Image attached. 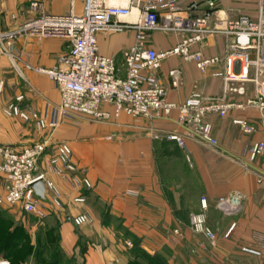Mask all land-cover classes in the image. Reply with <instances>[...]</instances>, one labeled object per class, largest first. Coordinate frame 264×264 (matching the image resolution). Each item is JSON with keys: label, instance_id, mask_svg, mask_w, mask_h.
I'll return each instance as SVG.
<instances>
[{"label": "crops", "instance_id": "1", "mask_svg": "<svg viewBox=\"0 0 264 264\" xmlns=\"http://www.w3.org/2000/svg\"><path fill=\"white\" fill-rule=\"evenodd\" d=\"M32 1H40L41 10L47 13H64L68 9V0H0V30L12 31L34 17L35 13L29 11ZM191 1L195 4L191 14L201 13L206 2L211 1L220 15L229 19L240 15L257 17V0ZM77 4L79 11L80 1ZM97 37L100 52L115 55L120 65V52L132 44L134 32L99 33ZM106 37H113V43ZM181 37L153 31L147 44L163 51ZM225 43L221 35L208 37L203 54L221 57ZM68 50L69 41L64 37L27 32L16 36L14 63L0 48V143L20 149L46 140L38 170L45 172L60 190L58 204L52 202L49 190L46 192L51 204H44L45 216L51 218L48 228L55 227L63 257L76 264H128L134 258L136 243L166 264H264V252L258 255L241 250L242 246L253 247L255 236L264 234V153L253 160L249 158L252 144L264 139L258 112L231 109L223 117L209 115L207 120L217 140L214 147L180 124L176 109L154 120L123 114L109 122H97L74 115L62 118L53 130H39L17 117L6 116L4 106L17 95H23L18 102L23 109L42 111L46 104L58 102L53 81L36 68L62 67ZM173 67L181 70L176 86L168 75ZM235 71H240L238 66ZM155 73L166 88L167 99L175 103H181L192 92L218 96L226 90L227 98L234 101H242L254 92L250 81L224 83L221 62L202 72L193 60L173 56L163 59ZM227 86L242 87V91L228 90ZM234 118L248 119L254 131L243 132L232 122ZM167 132L183 135L185 147L155 136ZM59 142L70 146L71 162L76 168L73 174L86 177L90 187L75 185L47 171L48 159ZM4 186L0 175V195ZM232 192L240 194L239 206L232 211L218 208L217 203L227 200ZM79 195L85 197L84 203L73 202ZM201 199L206 201V224L217 236L215 247L188 228L189 214L202 210ZM15 209L18 210L13 207V212ZM12 210L0 205V219H4L1 214ZM84 212L92 219L75 226L72 217ZM231 223L235 227L228 238H223ZM174 229H179V234ZM7 252L6 240L0 236V259Z\"/></svg>", "mask_w": 264, "mask_h": 264}, {"label": "built area", "instance_id": "2", "mask_svg": "<svg viewBox=\"0 0 264 264\" xmlns=\"http://www.w3.org/2000/svg\"><path fill=\"white\" fill-rule=\"evenodd\" d=\"M77 1L80 10L77 11ZM191 0H68V9L64 13H47L41 10L40 1H32L29 11L35 13L24 25L12 31L0 30V48L14 63V44L21 32L40 33L42 35L61 36L69 41V50L63 58L62 67L36 68L46 74L59 93L56 104H46L42 111L23 109L18 102L23 95H17L14 101L4 106L8 117H17L33 124L37 129H55L62 118L84 115L97 122H109L121 115L132 118L154 120L167 117L173 109L178 112V122L214 147L217 144L213 136L209 115L225 116L231 109L256 110L260 127L264 130V0H257V17L246 15L229 19L220 15L213 2H206L201 13L191 14ZM211 9L210 15L206 10ZM135 17L132 18V15ZM132 30V44L120 52L121 64L115 55L100 52L99 33L110 35ZM163 31L181 35L172 47L158 51L148 46L149 33ZM225 37L223 56H205L203 49L208 37ZM196 47V48H194ZM178 56L193 60L195 66L204 72L209 66L223 64L224 83L250 81L253 95L242 101L227 98L226 90L218 96L202 95L192 92L181 103L167 99L166 88L156 76L161 61ZM238 66L240 71L236 72ZM171 83L176 86L181 79V70L173 67L168 70ZM228 90L240 92L241 88L227 86ZM243 132L251 133L254 125L245 118L232 120ZM185 147L183 135L175 132L160 133ZM46 148V140L35 142L17 149L13 145L0 143V175L5 180L4 193L0 195V205L16 207L23 214H33L44 218L45 204L34 195L31 184L39 178L45 183L46 190L53 193L52 202L59 203L60 190L46 178L45 172L38 170V161ZM264 153V139L252 144L249 158L255 159ZM72 150L65 142L56 145L54 153L48 159L47 171L60 175L75 185L90 187L86 177L79 178L71 162ZM70 174V175H69ZM75 203H84L85 197L73 198ZM221 210H228L225 199L217 203ZM202 210L189 215V227L195 234L202 235L211 247H215L217 236L206 224L205 199H201ZM92 217L80 213L72 217L75 226L89 222ZM235 223H231L223 233L228 238ZM179 234V229H174ZM247 253L260 255L264 252V234L255 236L253 247L242 246ZM0 264H10L0 260Z\"/></svg>", "mask_w": 264, "mask_h": 264}, {"label": "rangeland", "instance_id": "3", "mask_svg": "<svg viewBox=\"0 0 264 264\" xmlns=\"http://www.w3.org/2000/svg\"><path fill=\"white\" fill-rule=\"evenodd\" d=\"M106 38H108L110 43H113V37ZM6 207L9 210H12L13 208ZM11 213L6 212L5 214H1L3 216L2 218L6 219V221L3 222L2 227L5 228L8 233L16 229V235L18 236V242L20 243L11 250L10 248H7L9 252L5 254L6 257L4 259L8 260L10 264H52L54 246H52L49 239L54 242L55 232L54 230H50L48 233L46 232L51 225V218L48 216L38 218L33 214H22L17 209H15L14 212L12 210ZM13 215L16 217L14 218ZM188 228L190 229L189 219ZM207 245L209 244L207 243ZM29 250L31 251L28 252ZM134 260L139 261L142 264L153 263V259L145 257L140 252L136 253ZM57 264L76 263L62 256Z\"/></svg>", "mask_w": 264, "mask_h": 264}, {"label": "trees", "instance_id": "4", "mask_svg": "<svg viewBox=\"0 0 264 264\" xmlns=\"http://www.w3.org/2000/svg\"><path fill=\"white\" fill-rule=\"evenodd\" d=\"M5 221H6L5 219H3V220L0 219V236L6 240V246H7V248H10V250H11L12 248L18 246V243H20V242H18L19 238L16 235V229L11 231L10 233H8V231H6V229L2 227V224ZM50 230H52V231L54 230V232H55L54 242L49 239L52 246H54V255L52 257V259H53L52 264H57L63 255H62V252H61L59 245H58V234H57L55 227H50L48 230H46V232L48 233V232H50ZM30 251L31 250H29L28 252H30ZM139 252L142 253L147 258L153 259V263H150V264H166L160 256H157V255L151 256V255L147 254L142 249H140L139 246L135 243L133 245L134 258H135L136 253H139ZM134 258L131 261H129L128 264H142L139 261L134 260Z\"/></svg>", "mask_w": 264, "mask_h": 264}, {"label": "water", "instance_id": "5", "mask_svg": "<svg viewBox=\"0 0 264 264\" xmlns=\"http://www.w3.org/2000/svg\"><path fill=\"white\" fill-rule=\"evenodd\" d=\"M206 15H210L211 9L206 10ZM31 187L33 189L34 195L39 198L42 202L50 203V200L47 196L46 187L44 180L42 178L37 179L31 184ZM229 205V210H234L239 206L240 203V194L237 192H232L228 199L226 200Z\"/></svg>", "mask_w": 264, "mask_h": 264}, {"label": "bare ground", "instance_id": "6", "mask_svg": "<svg viewBox=\"0 0 264 264\" xmlns=\"http://www.w3.org/2000/svg\"><path fill=\"white\" fill-rule=\"evenodd\" d=\"M134 17H135V14L132 15V18H134Z\"/></svg>", "mask_w": 264, "mask_h": 264}]
</instances>
